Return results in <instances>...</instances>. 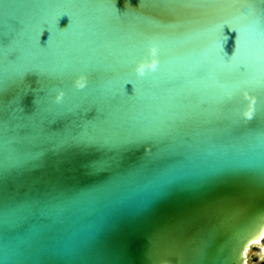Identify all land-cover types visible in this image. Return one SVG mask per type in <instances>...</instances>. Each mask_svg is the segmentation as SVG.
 Instances as JSON below:
<instances>
[{
	"label": "water",
	"instance_id": "95a60500",
	"mask_svg": "<svg viewBox=\"0 0 264 264\" xmlns=\"http://www.w3.org/2000/svg\"><path fill=\"white\" fill-rule=\"evenodd\" d=\"M149 2L183 15L119 14L129 0H0V88L40 82L30 115L11 95L0 104V264H245L249 246L263 253L261 9ZM56 120L67 126L50 132ZM149 128L161 130L154 141L129 143ZM90 139L100 150H84ZM62 141L80 148L60 152ZM100 158L108 167H93Z\"/></svg>",
	"mask_w": 264,
	"mask_h": 264
},
{
	"label": "snow or ice",
	"instance_id": "6c2138e0",
	"mask_svg": "<svg viewBox=\"0 0 264 264\" xmlns=\"http://www.w3.org/2000/svg\"><path fill=\"white\" fill-rule=\"evenodd\" d=\"M183 2H184V0H183ZM219 2H221V0H203V3L205 5H213V4H216ZM223 2L229 4L227 2V0H223ZM182 3H178L177 5H180ZM149 6L152 9H158L160 11V13L164 14V15H183V12H181L179 10V8H175V9L174 8H171V9L170 8H161L155 3H150L149 0H144V6L143 7H141V5H139V4H136L134 2V0H129V7L127 8V10H121V9L117 8L116 11L119 14H123L125 12H137L142 17H144L148 22H151L150 17L147 15V12L149 10ZM248 6L252 7V8L261 9L262 18H264V0H249ZM211 10H212L211 7H206L203 10V12L198 13V14H208ZM163 24H165V23H163ZM167 25H172L175 27L181 26L179 23L167 24ZM248 26L249 27L254 26V23H251ZM27 81H28V78L24 77L17 84L12 86L11 88H0V104L8 103L9 100L7 99V97H8V95H11V97H12L11 102L16 105V107L19 109V111L25 115H30L33 111L25 106V98L28 95H35L34 94L35 90L39 89L40 82H37V86L35 88H33L32 85L29 84ZM62 101H63V93L59 99H57V97H55V103L56 104H60ZM33 106L35 107V100L33 101ZM249 119L251 120V119H253V117L250 115ZM61 123H62V128H60V129H64L67 126V122H64L62 120H56V121H53L50 123L49 131L53 132V133L55 131H57L54 129H56L57 125L61 124ZM160 132H161V130L158 128L145 129V130H143V132L141 134H139L138 136H136L135 138L130 140L129 143L132 144V143H136V142L144 143V142L154 141L155 138H157L160 135ZM77 148H80V143L75 142V141L72 143H68L67 141H62L58 145V150L60 152L70 151L72 149H77ZM93 148L100 150L98 142L94 139H90L87 147L84 150L93 149ZM149 154H151V149H149ZM110 159L111 158L97 159L93 162V167H95L97 169L106 168L109 165ZM0 179L7 181L6 177H0ZM262 184H264V182H262Z\"/></svg>",
	"mask_w": 264,
	"mask_h": 264
},
{
	"label": "bare ground",
	"instance_id": "6f19581e",
	"mask_svg": "<svg viewBox=\"0 0 264 264\" xmlns=\"http://www.w3.org/2000/svg\"><path fill=\"white\" fill-rule=\"evenodd\" d=\"M262 238H264V232H263L261 238L257 240V242H261ZM251 249H252V246H249V247L247 248L246 252H245V255H246V261H245V264H250V263H251V262H250V259H249L250 255H251V252H250ZM257 255H259V256L262 258V257L264 256V250H263V253H262V254H261V252H259V253H257ZM260 257H259V258H260Z\"/></svg>",
	"mask_w": 264,
	"mask_h": 264
},
{
	"label": "rangeland",
	"instance_id": "374dc122",
	"mask_svg": "<svg viewBox=\"0 0 264 264\" xmlns=\"http://www.w3.org/2000/svg\"><path fill=\"white\" fill-rule=\"evenodd\" d=\"M257 252H258L257 249H253L251 251V254H256ZM258 259L252 260V262L250 264H264V256L261 259H259V260Z\"/></svg>",
	"mask_w": 264,
	"mask_h": 264
},
{
	"label": "clouds",
	"instance_id": "9594fccd",
	"mask_svg": "<svg viewBox=\"0 0 264 264\" xmlns=\"http://www.w3.org/2000/svg\"><path fill=\"white\" fill-rule=\"evenodd\" d=\"M61 95H62V93H60V94L57 96V99H59Z\"/></svg>",
	"mask_w": 264,
	"mask_h": 264
},
{
	"label": "flooded vegetation",
	"instance_id": "af4514ba",
	"mask_svg": "<svg viewBox=\"0 0 264 264\" xmlns=\"http://www.w3.org/2000/svg\"><path fill=\"white\" fill-rule=\"evenodd\" d=\"M257 258H259L258 255H257ZM259 259H261V257H260ZM259 259H258V260H259Z\"/></svg>",
	"mask_w": 264,
	"mask_h": 264
}]
</instances>
